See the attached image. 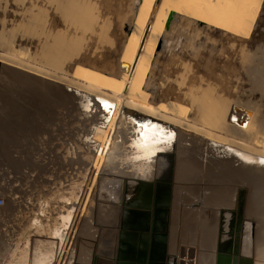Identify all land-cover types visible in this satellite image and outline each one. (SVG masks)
Returning <instances> with one entry per match:
<instances>
[{
  "label": "rangeland",
  "instance_id": "1",
  "mask_svg": "<svg viewBox=\"0 0 264 264\" xmlns=\"http://www.w3.org/2000/svg\"><path fill=\"white\" fill-rule=\"evenodd\" d=\"M66 1L0 0V197L5 199L0 206V240L8 236L14 223L10 220L20 215L18 210L34 205L30 198L36 197L38 184L54 187L47 181H61L67 185L87 169L91 181L73 224L70 258L73 256V264H92L102 231L96 215L121 203L111 200V191H118L131 176L164 179L173 155L169 264H198L200 258L199 264H215L219 211L237 209V196L243 189L242 234L247 238L249 221L255 222L254 264H264V151L166 115L167 109L222 130L229 131L230 126L237 129V135L264 144V0H231L227 6L226 0H219L222 8H231L240 20L245 16L250 20L254 7H261L252 33L239 36L206 23L196 24L186 16L170 17L156 41L153 68L148 58L145 63L138 59L140 75L134 88L127 83L134 54L113 53L131 32L140 5L148 12L152 0H92L93 5L91 0ZM70 5L84 7L89 20L96 17L84 22L74 19V30L71 19L60 10ZM145 10L143 14L148 16ZM49 31L55 40L47 65L41 56ZM145 37L150 38L148 33L142 35L144 41ZM135 45L136 40L133 49ZM63 49L69 55L60 54ZM112 51L108 60L93 59L92 52L103 56ZM69 74L73 78L63 77ZM94 86L121 96L133 93L150 106L156 105L155 111ZM86 130H95L96 152L93 146L89 149L92 156L96 154V170L83 156L84 149L78 148L79 137ZM64 147L71 152L65 154ZM136 149L138 153L133 154ZM119 167L125 172L123 180L115 177ZM117 179L122 180L120 185ZM98 230L95 239L93 232ZM173 233L179 237L175 239Z\"/></svg>",
  "mask_w": 264,
  "mask_h": 264
},
{
  "label": "bare ground",
  "instance_id": "2",
  "mask_svg": "<svg viewBox=\"0 0 264 264\" xmlns=\"http://www.w3.org/2000/svg\"><path fill=\"white\" fill-rule=\"evenodd\" d=\"M66 1V0H65ZM73 1V0H72ZM90 1V0H88ZM147 1V0H146ZM251 2L250 0H245V2ZM67 2V1H66ZM85 2V1H84ZM83 2V3H84ZM92 2V0L90 1V3ZM93 2H97L96 0ZM148 2V1H147ZM231 2V0H226V5L227 6L229 3ZM64 4V2H62ZM61 3V4H62ZM72 3V2H69ZM78 3V1H77ZM92 4V3H91ZM91 4H89L88 6H90ZM94 4V3H93ZM92 4V5H93ZM99 5V2L97 3ZM96 4V5H97ZM139 4V3H138ZM250 4V3H249ZM60 5V4H58ZM57 5V6H58ZM67 5V4H66ZM79 5V4H78ZM78 5H70V6H64V8H60V10L63 9V11L65 12V14L71 19V21L69 22V25L71 28H73L74 30L76 29V25H74V19L79 18L82 22H84V20H89V18L86 16L88 15V13L86 14V12L84 10V7H79ZM91 5V6H92ZM86 6V5H85ZM95 6V5H94ZM92 6V7H94ZM60 7V6H59ZM102 7V6H101ZM117 7V6H116ZM128 7V6H127ZM131 7V6H130ZM144 5H140L138 11L136 12V19H135V23L133 28L131 29V32L128 33L127 35L125 34L124 37L125 39L123 42H120V45L118 47V50H116L115 52H109V53H104V55H99L95 52H92V56L93 59H100L101 61H104V59L106 58L107 60L109 59V57L111 56V54L113 53V55L115 54H124V52L129 53L130 51H132V53L134 54V62H132L131 66H132V71L131 74L129 75V80H127L128 85L131 88H134V85H136L137 81L139 80V75H140V65H137L138 68L136 67V63L138 62V59L142 58L141 62L144 61V63L146 62V58H148L147 62L149 63L150 68H153V64H154V59L156 58V50H157V40L159 38H161L163 36V32L164 30H166V23H168V20L170 17H174L175 15H182V16H186L188 18H190L193 22L197 23H206L210 26L219 28L220 30H224L227 31L228 33H232L235 34L236 36H239L243 33L246 34H250L252 27L257 19V16L259 14L260 8L261 7H254V9H256V11L252 14V16L250 17V20L248 18H246V16L243 19H236L237 16L232 12V9L230 8V10H228L227 7H221L219 5V0H152L151 4L148 5V12L147 10H145ZM115 9V8H114ZM113 9V10H114ZM127 9V8H126ZM125 9V10H126ZM132 9V7H131ZM97 10H99L97 8ZM130 11V9H128ZM145 10V14L147 13L148 16H145L144 13ZM89 11V10H88ZM87 11V12H88ZM111 11V10H110ZM121 11V10H120ZM57 12V11H56ZM90 12V11H89ZM95 12V11H94ZM126 12V11H125ZM131 12V11H130ZM97 13V12H96ZM99 13V12H98ZM133 13V12H132ZM100 14V13H99ZM98 14V15H99ZM108 14V13H107ZM118 14V13H117ZM122 14V13H121ZM62 15V14H61ZM97 15V14H96ZM58 16V15H57ZM101 16V15H100ZM56 17V16H55ZM90 17V14H89ZM92 17V16H91ZM90 17V18H91ZM96 17V16H95ZM93 16V19L95 18ZM123 17V16H122ZM67 18V17H66ZM68 18V19H69ZM63 19V18H62ZM92 19V20H93ZM101 19V18H98ZM176 19V18H175ZM174 19V21H176ZM91 20V19H90ZM89 20V21H90ZM91 20V21H92ZM100 22V20H98ZM97 21V22H98ZM249 21V22H248ZM111 22V21H110ZM110 22H105L106 24ZM178 22V21H177ZM183 22V21H181ZM186 22V21H185ZM264 22V21H263ZM112 23V22H111ZM122 23V22H121ZM176 23V22H175ZM96 24V23H95ZM123 24V23H122ZM186 24V23H185ZM99 25V23L97 24ZM96 25V26H97ZM105 25V24H104ZM121 25V24H120ZM124 25V24H123ZM208 25H205L208 26ZM94 26V25H93ZM107 26V25H106ZM110 26V25H109ZM108 26V27H109ZM113 26V25H111ZM110 26V27H111ZM198 26V25H197ZM204 26V25H203ZM100 27V26H99ZM102 27V25H101ZM109 27V28H110ZM96 28V27H95ZM94 28V29H95ZM124 28V27H123ZM261 28V27H260ZM52 29V26H51ZM63 29V28H62ZM93 29V28H92ZM91 29V30H92ZM112 29V28H111ZM182 29V28H181ZM218 29V31H219ZM58 30V29H57ZM123 30V29H122ZM140 30V31H139ZM51 31V30H50ZM47 33L44 41H45V51L44 49H42L44 51H42V57H45V60H43V62L45 64L46 63V57L50 52L51 49V45L53 44L54 40H55V36L53 37V34H51L52 32ZM94 31V30H93ZM105 31L108 30H104V33H106ZM139 31V32H138ZM199 31V30H198ZM259 31V30H258ZM55 32V31H54ZM68 32V31H66ZM114 32V31H113ZM192 32V31H191ZM73 33V32H72ZM93 34V32H91ZM96 33V32H95ZM102 33V32H101ZM109 34V32H107ZM145 33H148V36L150 37L149 39L146 38V41H144L142 39V35L144 37ZM221 33H223L221 31ZM252 33V32H251ZM55 34V33H54ZM190 34V33H189ZM198 34V33H197ZM106 35V34H105ZM104 35V36H105ZM116 35V34H115ZM192 35V34H191ZM203 35V33H202ZM228 35V34H227ZM230 35V34H229ZM234 35V36H235ZM258 35V34H257ZM94 36V35H93ZM107 36V35H106ZM70 37V36H69ZM90 37V36H89ZM95 37H97L95 35ZM103 37V36H102ZM108 37V36H107ZM190 37V36H189ZM198 37V36H197ZM225 37V36H224ZM249 37V36H248ZM94 38V37H93ZM99 38V37H98ZM101 38V37H100ZM107 39L106 37H103V40ZM223 38V37H222ZM221 38V39H222ZM228 38V37H227ZM235 38V37H234ZM90 39V38H89ZM195 39V38H194ZM202 39V38H201ZM248 39V38H247ZM71 40V39H70ZM99 41V39H97ZM102 38L100 39V43H101ZM109 40V39H108ZM111 40V38H110ZM109 40V41H110ZM136 40V45L135 48H132V42ZM151 40H153L155 43H150L152 42ZM224 40V38H223ZM241 40V38H240ZM97 41V42H98ZM108 41V42H109ZM190 41V40H189ZM234 41V40H233ZM243 41V40H242ZM107 42V41H106ZM111 42V41H110ZM228 41H226L225 43H227ZM232 42V41H231ZM241 42V41H240ZM74 43V42H72ZM99 43V44H100ZM103 44H105V41L102 42ZM114 43V40L112 42V44ZM130 43V44H129ZM223 43V41H222ZM242 43V42H241ZM100 44V45H103ZM109 44L110 47L112 48L114 46V44ZM243 44V43H242ZM246 44V43H245ZM112 45V46H111ZM221 45V44H220ZM224 45V44H222ZM237 45V42H236ZM235 45V46H236ZM244 45V44H243ZM248 45V44H247ZM43 46V45H42ZM47 46V47H46ZM229 46V43H228ZM232 46L234 47V44H232ZM241 46V45H240ZM189 47V46H188ZM223 46H221L222 48ZM227 49V45L225 46ZM243 47H246L245 45ZM242 47V48H243ZM235 48V47H234ZM40 49V50H41ZM224 48H222V50H225ZM233 49V48H231ZM244 49V48H243ZM247 49V48H246ZM222 50L220 51L222 53ZM240 51V50H239ZM245 51V50H244ZM243 51V54H244ZM247 52V51H246ZM251 52V51H250ZM10 53V52H9ZM13 53V52H12ZM69 52H66L65 49H63V51L61 50L60 54H64V56H67ZM226 53V51H225ZM103 54V53H102ZM224 54V53H223ZM235 54V53H234ZM242 54V53H241ZM251 54V53H249ZM40 55V54H39ZM222 55V54H221ZM220 55V56H221ZM228 56V55H227ZM247 55H245L246 57ZM24 57V56H23ZM222 57V56H221ZM40 58V57H39ZM40 58V59H41ZM227 58V57H226ZM225 58V59H226ZM242 58V57H241ZM11 59V58H10ZM15 59V58H14ZM22 59V58H21ZM38 59V61L40 60ZM246 59V58H245ZM17 60V59H16ZM42 60V59H41ZM42 62V61H41ZM191 62V61H190ZM242 62V61H241ZM240 62V63H241ZM27 63V62H25ZM40 63V62H39ZM48 65V64H47ZM45 65V66H47ZM41 67V64H40ZM39 67V68H40ZM44 68H48L44 67ZM149 68V69H150ZM50 69V68H49ZM52 69V68H51ZM54 69V68H53ZM56 70V69H54ZM53 71V70H52ZM58 71V70H56ZM60 71L56 72L57 74ZM63 72V71H61ZM66 73V72H65ZM61 75H63L62 73H60ZM68 74V73H66ZM72 75V74H71ZM128 75V73H127ZM74 76V75H73ZM66 78H73L69 76H63ZM75 78V77H74ZM78 78V77H77ZM127 78V77H126ZM150 78V76H149ZM80 79V78H79ZM85 79V78H84ZM82 80V79H81ZM88 81V80H87ZM90 81V80H89ZM148 81V78L144 81V85H146V82ZM84 82V81H83ZM86 82V80H85ZM91 82V81H90ZM94 84V83H92ZM96 85V84H94ZM98 85V84H97ZM103 87V86H101ZM99 86H94L93 88L98 89V90H102L104 92H108L107 90L101 88ZM108 93H111L113 95H118L119 97H122L126 100L132 101L142 107L151 109L153 111H155V109L153 107H155L156 105H154L153 107L150 106L149 103L144 102L143 100H141L140 98H135V97H139V96H135L133 93H131V96H126L124 95H119L117 92H113L112 90ZM130 93V91H129ZM263 93V92H262ZM121 94V93H120ZM261 94V93H260ZM264 95V94H263ZM261 95V96H263ZM263 101V100H262ZM264 103V102H262ZM152 105V104H151ZM158 112V111H157ZM164 112V111H162ZM161 113V111H160ZM165 114V113H163ZM166 115H168L169 117H172L184 124L190 125L192 127H196L199 129H202L204 132H208L210 134H214L216 136H220V137H224V138H228L230 140L242 143V144H246L248 146L251 147H255L260 149L261 151H264V144L255 142V141H251V140H247L245 137L239 136L236 134L237 129L228 126L227 129L229 131L226 130H222L219 129L215 126H212V124L210 125L209 123L203 121V120H195L192 119L188 116L182 115V114H177L174 113L172 111H169L166 109ZM234 132V133H233ZM36 156V155H35ZM171 162L172 165L170 167V169L168 170V176L165 177L164 179H157L156 181H149V180H145L142 178H131V179H125L122 184L119 186L122 192H127L128 190H131V193L134 192L135 189H137L138 187L142 186L143 188H145V190L151 191L153 193V195L155 194V192L161 193L165 195V200H169L170 206L169 208H166L167 210H165V222H166V231H168L169 233V217H170V210H171V203H172V197H170V195H173V189H172V177H173V163H174V156L171 155ZM42 165V164H41ZM48 173V172H47ZM48 177V176H47ZM36 178V177H35ZM111 184V183H110ZM155 188H157V190L155 191ZM123 194V193H122ZM170 194V195H169ZM168 198V199H167ZM153 204V201L151 203V205ZM243 206H244V190H242L241 194H240V202H239V207H238V215H237V220H234V215H232L231 218V223L234 224V222L236 221V230L235 232H233V227L232 224L230 225L231 227V231L228 233V237L229 241L226 240L225 237V233L224 231H221L220 237L218 236V245H217V249H216V259L219 256V264H220V260L221 258L224 256L227 258L228 264H254V259H253V235H254V230H255V222L253 221H249L250 224V232H249V236H247V238H241V225L243 224L244 221V216H243ZM108 209V208H107ZM102 212V211H101ZM221 212L223 213V224L226 221V217H225V213L226 210H221ZM232 214H234L232 211H230ZM103 214V213H102ZM99 217V213L98 215H96V217ZM106 216H110L108 214V210H107V214ZM102 218V216H100ZM222 220V219H221ZM99 225V224H98ZM101 227V226H100ZM220 229V228H219ZM223 229V228H222ZM76 230V229H75ZM74 230V232H75ZM228 232V231H227ZM264 232V231H263ZM236 233V237L234 242L233 240V234ZM244 237V236H242ZM99 239V238H98ZM223 240H226L225 242ZM248 241V245L249 248L246 249L245 245H247ZM98 243V240L96 241ZM233 242V243H232ZM234 245V246H233ZM248 250V251H247ZM95 254V253H94ZM198 259V258H197ZM199 260V259H198ZM216 262V261H215ZM200 263V261L198 262V264Z\"/></svg>",
  "mask_w": 264,
  "mask_h": 264
},
{
  "label": "crops",
  "instance_id": "3",
  "mask_svg": "<svg viewBox=\"0 0 264 264\" xmlns=\"http://www.w3.org/2000/svg\"><path fill=\"white\" fill-rule=\"evenodd\" d=\"M79 139L82 142L79 141L78 148L84 149L83 156L96 170V154L92 156L89 149L93 146L96 152L95 130L87 131V134L80 136ZM64 149L65 154L71 152L69 147ZM131 152L138 153L137 149ZM137 168V165L133 166L135 175ZM122 169L120 167L116 169L115 177L123 180L125 172H122ZM89 180L91 181L89 177L87 179L86 169L82 173L79 172V175L72 178L67 185L61 181H47L54 184V187L43 182L38 184L37 194L34 193L36 197L30 198L34 205L18 210L20 215L17 214L10 220L14 223L8 229V236L0 240V264H58V262L73 264V256L69 258L72 241L74 242L73 224L77 219L81 197L90 183ZM117 180L120 185L122 180Z\"/></svg>",
  "mask_w": 264,
  "mask_h": 264
},
{
  "label": "flooded vegetation",
  "instance_id": "4",
  "mask_svg": "<svg viewBox=\"0 0 264 264\" xmlns=\"http://www.w3.org/2000/svg\"><path fill=\"white\" fill-rule=\"evenodd\" d=\"M136 190H137V193H136ZM156 190H157V188H155V191ZM243 190L245 191V189H243ZM116 191L117 190L111 191L112 195L110 196V198L113 202H117V200H118L121 203L111 204L108 206L107 210H108V213H110V214H115L119 210V212H120V215L118 218L119 219V228H118L119 235L121 237V232L125 231L127 234V237H128V240H126L127 238L125 237V239L123 238V242H121V243L118 242V245H117L118 251L120 250L121 246L124 248H127V249H134L135 253H134V255H132V257L130 258L129 261L133 262L135 264H138L140 262L139 256H138L139 248L143 245V239H146L147 244L149 245L148 246L149 247V254H148V258H147V263H154V261H151V259H150L151 254H153V252H154L153 247L156 248V246L159 245V241L161 239L162 234L167 232V234H168L167 255L169 256V254H170L169 246L171 243V237H170V233H168V231H166L167 226H166V222L164 219L165 210H167L166 209L167 206L165 204V195L161 194V193L156 194L157 192H155V194L153 195V193H152L151 203L153 201V204L148 207V205H147L148 199L147 198L144 199V196L141 197V194L148 193V190H145V188H143L142 186L135 189L134 190L135 193H131V190H128L126 193L122 192L123 194L119 193L120 189L117 192ZM241 192L238 194L237 199L238 198L240 199ZM244 198H245V194H244ZM221 210H226V213H225L226 221L224 222V225L222 226V224H223V222H222L223 221V213L221 211H219V228L220 229H219L218 236L220 237L221 231L223 230L225 233V237H228V233L231 231V227H230V225L232 224L231 218H232V215H234V220H237L238 207H237V209H236V207H235V209H234V207L233 208H221ZM133 211L138 212L139 215L142 214L141 215L142 217L141 216L137 217L136 220L130 222V220H129L131 217L130 214H133L134 213ZM230 211H232L234 214H232ZM140 212H141V214H140ZM144 212H148L151 215L150 224H149V227L147 226V228H144L145 227L144 220H143V213ZM244 214L245 213L243 212V216H244ZM175 216H176V211L173 212V219ZM125 218L126 219L128 218L127 222H126ZM123 223H126L128 228H123ZM232 227H233V232H235L236 221L234 222V224H232ZM244 227H245V225H244V221H243V224L241 225V238L243 236L242 232L244 230ZM109 230L112 233H114L115 228H109ZM248 230H251L250 225L248 227ZM97 232L99 234V230L93 232V237H95V239L97 236ZM111 232H109V237L111 236ZM172 232H173V224H172ZM173 236L175 239H176V237H179L174 233H173ZM235 237H236V233L233 234V240H232L233 242L235 240ZM227 239H229V237L226 238V240ZM226 240H223V241L225 242ZM227 241H229V240H227ZM246 244L247 245H245V247H246V249H248L249 248L248 241ZM217 245H218V237H217ZM217 245H216V249H217ZM216 249H215V261H216L215 264H217V260L219 261V256L216 259ZM192 259H193V257L188 258L189 262H191ZM202 259L200 258L199 261L201 262ZM107 260H109L111 262L113 261L112 258H107ZM168 261L169 260L167 258V260L165 261V264H169ZM172 262H174V260L173 261L171 260L170 263H172ZM203 262H205V258H204Z\"/></svg>",
  "mask_w": 264,
  "mask_h": 264
},
{
  "label": "water",
  "instance_id": "5",
  "mask_svg": "<svg viewBox=\"0 0 264 264\" xmlns=\"http://www.w3.org/2000/svg\"><path fill=\"white\" fill-rule=\"evenodd\" d=\"M106 113L109 114L108 112H106ZM143 196H144V199L145 198L148 199V202H147L148 207L151 206L152 192L148 191V193L141 194V197H143ZM170 197H171V195H170ZM165 204H166L167 208H169V206H170L169 200H165ZM133 212H134L133 214H130L131 215V217L129 219L130 222L136 220L137 217H140L142 215L141 212H140L141 215H139L138 212H136V211H133ZM102 213H103L101 215L102 218L101 217L97 218V222L98 221L100 222L99 225L101 226L102 231H100V234H99V239H98V243H97V253L93 257L92 264H135V263L129 261L130 258L132 257V255H134V253H135L134 249H127V248H124L121 246L120 250L118 251V246H117L118 242H120V243L123 242V238L125 239V237L127 238L126 240H128V237H127V234L125 231L121 232V237L119 235V230H118V228H119V219L118 218L120 215L119 210L115 214L108 213L110 216H106L107 209H105V211L103 210ZM99 218H100V220H99ZM150 218H151V215L148 212L143 213V220H144V224H145L144 228H147V226L149 227ZM127 219H126V222H127ZM109 228H115L114 233H112L109 230ZM123 228H128L126 223H123ZM109 232H111L110 237H109ZM167 239H168V234H167V232H165L161 236V239L159 241V245L156 246V248L153 247L154 252H153V254H151L150 259H151V261H154V263H147V258H148V254H149V247H148L149 245L147 244V240L143 239V245L139 248V252H138V256H139V260H140V262L138 264H165V261L168 258V255H167ZM101 256L103 257V259H101L102 258ZM107 258H112L113 261L111 262V261L107 260ZM217 264H219L218 260H217ZM220 264H228L227 258L223 256L220 260Z\"/></svg>",
  "mask_w": 264,
  "mask_h": 264
},
{
  "label": "built area",
  "instance_id": "6",
  "mask_svg": "<svg viewBox=\"0 0 264 264\" xmlns=\"http://www.w3.org/2000/svg\"><path fill=\"white\" fill-rule=\"evenodd\" d=\"M4 203H5V199L3 198V197H0V206H3L4 205ZM72 243H73V241H72ZM71 249H73V244H72V248ZM70 258V257H69ZM61 261V260H60ZM64 261V260H63ZM58 264H60L59 262H58Z\"/></svg>",
  "mask_w": 264,
  "mask_h": 264
},
{
  "label": "snow or ice",
  "instance_id": "7",
  "mask_svg": "<svg viewBox=\"0 0 264 264\" xmlns=\"http://www.w3.org/2000/svg\"><path fill=\"white\" fill-rule=\"evenodd\" d=\"M147 144H148V140L145 139V146H147ZM262 163H264V161H262Z\"/></svg>",
  "mask_w": 264,
  "mask_h": 264
},
{
  "label": "trees",
  "instance_id": "8",
  "mask_svg": "<svg viewBox=\"0 0 264 264\" xmlns=\"http://www.w3.org/2000/svg\"><path fill=\"white\" fill-rule=\"evenodd\" d=\"M69 55V54H68Z\"/></svg>",
  "mask_w": 264,
  "mask_h": 264
}]
</instances>
